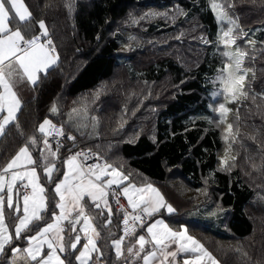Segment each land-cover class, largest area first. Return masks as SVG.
Segmentation results:
<instances>
[{"label": "trees", "instance_id": "trees-1", "mask_svg": "<svg viewBox=\"0 0 264 264\" xmlns=\"http://www.w3.org/2000/svg\"><path fill=\"white\" fill-rule=\"evenodd\" d=\"M219 1L238 20L240 44L242 31L262 28L256 47L243 46L249 97L231 113L239 132L230 171L219 164L224 145L218 119L196 118L208 112L213 78L226 59L210 0H24L31 27L40 32L38 22L45 23L59 60L35 86L17 84L21 108L0 136V171L32 137L42 138L38 128L45 119L58 122L65 131L60 160L76 148L103 154L138 181L153 182L175 209V221L220 264H264V0ZM131 80L142 92L149 87L148 96L136 95L139 88L133 94L126 90ZM41 180L54 205L53 186L43 174ZM182 183L194 195L204 194L201 201L188 205L194 195L180 193ZM201 203L222 211L219 232L187 216ZM96 216L100 252L89 264H124L111 247L117 234ZM26 244L6 245L0 264H10L11 247ZM63 257L66 264L78 263L71 252Z\"/></svg>", "mask_w": 264, "mask_h": 264}, {"label": "snow or ice", "instance_id": "snow-or-ice-1", "mask_svg": "<svg viewBox=\"0 0 264 264\" xmlns=\"http://www.w3.org/2000/svg\"><path fill=\"white\" fill-rule=\"evenodd\" d=\"M210 2L212 10L217 13V18L233 25L227 29L221 28L218 43H222L224 48L236 45L233 36L235 22L228 17L222 2L217 3V0ZM228 6L231 7L230 4ZM67 7L71 12V2ZM31 19L32 13L24 0H0V113L6 112V115L0 117V134H3L6 125L16 119V113L21 108V100L15 90L17 84L27 82L35 86L39 74H46L59 60L58 53L55 57L52 56V53L56 52L53 41L50 38L42 39L48 37L43 21L38 22L39 29L42 30L39 35L29 38L22 31V27L27 28ZM221 55L226 59L213 78V83L219 85L213 92V97L223 96L230 102L241 97L247 99L249 92L245 90V80L249 70L243 68V62L248 53L237 45L235 51H222ZM252 99L255 100V96ZM217 110L219 120L216 126L219 127L220 124L226 123V116L230 110L223 103L219 104ZM51 112H58L55 105ZM73 112L78 110L74 109ZM209 123L213 121L209 120ZM38 131L44 137L43 147L39 149L40 158L34 159L29 148L25 146L20 148L17 155L0 171V193H5L6 189V198L5 195H0V257L6 255V245H12L15 240H26L28 244L26 248L11 247L13 259L10 264H16V257L21 252L25 254L26 260L35 264H66V260L60 254L69 251L78 253L75 260L79 264H89L94 259L92 254L100 252L96 238L101 235L93 224L94 216L90 212L96 209L97 215L103 217L106 211L107 217L104 219L103 227L111 224L114 213L108 197L110 194L116 196V190L112 186L116 185L119 189L124 181L129 180V176L107 163L87 164L89 155L83 152H77L63 161L66 171L60 172L56 164L44 153L47 151L53 159H58L59 148L62 145L58 141L57 147L53 150L48 137H64L63 126L57 127L51 120L45 119L39 125ZM238 132L237 129L234 133L233 124L229 123L222 138L227 143L231 136L232 143H235ZM66 138L75 140L72 135ZM30 143L35 146L37 139L32 137ZM230 151L231 144H228L225 156L221 158L222 166H228ZM80 157H83L82 161ZM96 159L100 158L97 156ZM231 159L234 161L235 157ZM234 166L233 164L232 167ZM38 168L43 169L45 181L53 186L52 191L58 197L54 205L49 203V197L45 194L46 186L40 182ZM253 168L256 170L255 164ZM227 170L230 171L231 168L228 167ZM54 173H58L57 179H54ZM121 194L127 200L131 212L126 211L123 206L120 208L123 213L124 235L112 240L117 259L124 256L125 237L131 236L135 239L126 249L128 257L142 260V264H217V260L202 244L187 235L186 228L183 231H174L164 220H153L154 215L161 209H166L169 214L175 209L151 184L138 187L129 183L121 189ZM5 208L15 221L11 230L10 225L5 222ZM144 217L152 222L144 225L142 223ZM48 220L52 222H47ZM64 222L71 226L70 229L64 227ZM77 225H80L79 230ZM137 225L147 233V236L137 235ZM68 233L74 235H67L68 242L65 243ZM79 233L84 234L83 239L86 242L83 244ZM147 245L151 247L147 248ZM185 253L198 255L185 257L182 262L179 261L180 254ZM126 264L133 262L126 260Z\"/></svg>", "mask_w": 264, "mask_h": 264}, {"label": "rangeland", "instance_id": "rangeland-1", "mask_svg": "<svg viewBox=\"0 0 264 264\" xmlns=\"http://www.w3.org/2000/svg\"><path fill=\"white\" fill-rule=\"evenodd\" d=\"M217 3H221V1L217 0ZM137 7H133L132 9H136ZM209 7L211 8V11L213 12L215 20L217 21V33L216 34H217V42H218V38L221 35V28L227 29L228 27H233V25H229L226 22H222V21H220L217 18V13L212 10L211 2L209 3ZM225 10H226V12L228 14V17L235 22L233 36L236 39V45H230L228 48H224V45L222 43H218L220 48L223 49L222 51H230V52L235 51V48H236L237 45L240 47V49L242 51H244L243 50V46L256 47L255 46V37L259 33V31L262 30V28H251V29H249V31H246V32L242 31L241 33H242L243 40H242V44H240L237 41V39H239V35H238L239 34L238 33V31H239V23H238V20H236L235 17H232L230 12L226 8H225ZM119 61L120 62H122V61L126 62V59H125V57H122V58H119ZM245 62L246 61H245V58H244L243 68L248 69V67L246 66ZM129 63L132 66V68L130 69V73H131L133 71V69H134V66L131 64L130 61H129ZM118 71L119 70L114 72V74L112 75V78H111L112 81L111 82L114 83L117 80L116 75L120 74ZM249 74H250V71L247 72L245 84L247 82L248 77L250 76ZM131 76H132V74H130V77ZM131 82H132L131 86L128 87L129 89L125 88L126 90L130 91V88H131V93H132V92H135L134 89H138L139 88V90H138L136 95H140L141 96L144 93V95H143L144 97L148 96L146 91H150L149 87H147L142 92V88H141L139 82H134L132 80H131ZM113 83H111V87L114 88L115 85ZM212 83H213V81H212ZM213 86H215V84ZM218 87H219V85L217 83L216 86H215V90L214 91H216ZM214 91H212L211 95H210L211 103H209L210 106H208V112L206 114H197L196 118L204 117V118H207V119H210V120H211V118H213V119L217 118L219 120V112H218L217 109L219 107V104L223 103L225 105V107L227 109H229L230 111L227 113L226 123L219 125L220 126L221 135H222L224 133V130H225L227 124H229V123L232 124L231 113L233 112L234 105L239 104V101L241 100L242 97L239 100H237V101L230 102L229 100L224 99L223 96L214 98L213 95H212ZM132 96H134V95H132ZM211 112H212L213 116L210 117ZM233 132L235 133L234 128H233ZM222 142H223L224 146H223L222 151L218 154L219 164H221V158L225 156V149L228 147V144H231V151L228 153V156H229L228 166L232 168V165L234 164V161L231 159V157H234L232 137L231 136L229 137L227 143H225V141L222 138ZM37 159H38V155H37ZM222 167H225V166H222ZM174 177H176V179H180V177H178V176H174ZM187 187H188V184L186 185V188H185V184L182 183L180 186H178V189L182 188V190L180 189V193L182 192L184 194H187L188 191H189L192 195H194V190H192V189L187 190ZM198 190L200 191L201 189H198ZM195 191H197V190H195ZM199 191H197V192H199ZM185 197H186V195H185ZM203 197H204V194H202V193L200 194L199 193L197 195H194L193 198H189V201H192V202H189L188 200L186 202H187L188 205H190L191 203L194 202V200H195V202L201 201V199ZM208 199L212 200L210 197H208ZM185 208H186V205H185ZM221 214H222L221 210H218V209L213 210L212 208L209 207V205L201 203L200 206H197L196 208H194L192 210H189L188 213H187V216H189L193 220L199 221V223H201V225H204V223H206L207 229H209V230H211L213 232H219L221 230V228H220V225H221ZM12 259H13V257H12ZM16 264H30V263L27 260H25L24 254L20 253L16 257ZM78 264H79V262H78Z\"/></svg>", "mask_w": 264, "mask_h": 264}, {"label": "crops", "instance_id": "crops-1", "mask_svg": "<svg viewBox=\"0 0 264 264\" xmlns=\"http://www.w3.org/2000/svg\"><path fill=\"white\" fill-rule=\"evenodd\" d=\"M17 23H19V22L17 21ZM14 26H15V25H14ZM35 30H36V28L31 27L30 24H28L27 28H23V27H22V31H24V33H25V35H26L27 37L39 33V32H35ZM40 32H41V31H40ZM55 65H56V64H55ZM55 65H52L51 67H53V66H55ZM51 67H50V68H51ZM50 68H49V69H50ZM49 69H48V70H49ZM42 74H44V73H40V74H39V77H40ZM17 79H18V78H17ZM29 85H31V84H29ZM15 90H16V88H15ZM16 92H17V90H16ZM17 94H18V93H17ZM18 112H19V111H18ZM18 112L16 113V117H17ZM4 115H6V112H5V113H0V117H2V116H4ZM14 122H15V120L12 121L11 123H9L8 125H10V124H12V123H14ZM8 125H6V126H8ZM6 126H5V128H6ZM42 135H43V134H42ZM0 136H1V134H0ZM43 139H44V137L42 136V138H40L39 140H37V144H36L35 146L32 145L31 143L25 145V146H27V147L29 148V151L32 153L34 159H37V149H36V148H37V147H43V144H42V140H43ZM25 146H22V147H25ZM22 147H21V148H22ZM19 150H20V149H19ZM19 150H18V151L15 153V155H14V156H13L8 162H7V164H8V163H9V162H10V161H11V160L17 155V153L19 152ZM44 155H45V156H48V159L51 160V161H53V162L56 164L57 169H59L60 172L66 171V165L63 163V161H65V160L68 158V156H64V157L60 160L59 158H58V159H53L51 156L48 155L47 151L44 153ZM7 164H6V165H7ZM108 164L111 165L113 168H116L117 170H119L121 173H123V174L129 176V180L124 181V183L120 185V188L118 189L119 192H120V194H121V189H122L125 185H127V184H129V183H132V184L137 185L138 187H142V186H145V185L151 184L153 187H155V188H156V189H157V190L163 195L162 191H161L160 189H158V187H157L153 182L148 181V180H145V181H138L137 179L131 177L130 174L127 173V172H126L124 169H122L120 166H118V165H114V164H111V163H108ZM6 165H5V166H6ZM30 167H31V166H30ZM15 170H18V169H15ZM37 171H38V175L40 176V182L43 183L42 180H41V174H43V169H42V168H38ZM53 175L56 176L57 173H54ZM107 178H110V177H106V179H107ZM112 187H116V185H113ZM0 195H5V198H6V189H5V193H0ZM121 195H122V194H121ZM122 197H123V195H122ZM163 197H164V195H163ZM123 199H124V201H125V205H126L127 208H128L127 200H126L124 197H123ZM164 199H165V197H164ZM56 201H58V197H56L55 193L53 192V202L55 203ZM165 201H166V200H165ZM108 202H109L110 207L112 208V211H113L114 215L112 216V223L109 224L107 227H108V229L112 230L113 232H115V233L117 234V236H116L115 238H113V240H114V239H117V238L121 237V234L119 233V232H121L120 227H119V212H118V210L113 206V204H112L109 200H108ZM166 202H167V201H166ZM167 203H168V202H167ZM168 204H170V203H168ZM101 207L103 208V205H102ZM128 209H130V208H128ZM130 210H131V209H130ZM56 211L58 212V210H56ZM97 211H98V210H96V209H92L91 212H90V214L94 216L93 224L97 227V230L100 232V230H99V228H98V222H97V216H96V215H97ZM175 213H176V212L174 211L173 213L169 214V213L167 212L166 209H161L160 212H158V213H156V214L154 215L153 220H156V219H162V220L165 221V223L169 224V226H170L174 231H183L186 227H185L184 224H180V223H178V222L175 221V220H176ZM100 217H101V216H100ZM106 217H107V212L105 211V214H104V216H103V220L106 219ZM172 219H173V220H172ZM5 222H6L7 224L10 225V230H11V226H14V223H15L14 218L9 214V210H8L7 208H5ZM47 222H52V221H51V220H48ZM151 222H152V221H149V223H151ZM147 224H148V223H147ZM64 227L70 229L71 226H70L67 222H64ZM79 227H80V225H77V229H78V230H79ZM79 234H80L81 237H82L81 244H83L84 242H86V241L83 239L84 234H83V233H79ZM139 234H144L145 236H147V233H146V232H143L142 229L139 230V232L137 233V235H139ZM67 235H74V234H71V233L66 234V240H65V243H67ZM187 235L191 236L193 239H195V240L198 241L200 244H202V243H201L198 239H196V238H195L190 232H188V230H187ZM98 239H99V237L96 238V243H97ZM134 239H135V237H131V236H130V237H125V239H124V243H123L124 256L121 257V259H122L123 261H125L124 264H126V260H130V261H132L133 264H142V260H136L135 257H128V254H127V251H126L127 247H129V246L133 243ZM25 243H26V240H25ZM202 245L204 246V248H205L207 251H209V250L205 247L204 244H202ZM26 247H28V244H26L23 248H26ZM111 247L113 248V250H114V252H115V249H114V247H113V245H112V242H111ZM136 247L138 248V245H137ZM146 247H147V248H150L151 245H147ZM23 248H21V249H23ZM78 248H80L79 245H78ZM45 251H47L46 246H45ZM69 252H70V251H69ZM209 252H210V251H209ZM21 253H23V252H21ZM210 253H211V252H210ZM23 254H24V253H23ZM64 254H65V253H61V254H60L62 258H64V257H63ZM73 254H74V259H75V255H77L78 253H73ZM115 254H116V253H115ZM24 255H25V254H24ZM92 255H93L94 259H98V258H99V253H93ZM195 255H198V253H185V254H180V256L178 257V260L182 262V259H183V258H185V257H191V256H195ZM213 257H214V256H213ZM214 258H215V257H214ZM215 259H216V258H215ZM25 260H26V259H25ZM216 260H217V259H216ZM27 261H28L30 264H33V263H34V262L30 261V260H27ZM75 261H76V260H75ZM76 262H77V261H76ZM90 262H91V261H90ZM92 262H93V260H92ZM77 264H78V263H77ZM217 264H220L219 261H217Z\"/></svg>", "mask_w": 264, "mask_h": 264}, {"label": "built area", "instance_id": "built-area-1", "mask_svg": "<svg viewBox=\"0 0 264 264\" xmlns=\"http://www.w3.org/2000/svg\"><path fill=\"white\" fill-rule=\"evenodd\" d=\"M40 33L36 34V35H39ZM32 37V36H31ZM29 37V38H31ZM42 39H46L45 37H42ZM52 56L54 57L55 56V53H52ZM55 124V123H54ZM57 125V127H60L61 125L59 124H55ZM49 139V142L52 144V147H53V150H55V148L57 147V142L59 141L60 144L63 146V137H54V136H50L48 137ZM62 146L59 148V152H58V155L60 154V151H61V148ZM77 152H83V153H87L89 155V159L87 160V164H95V163H99V164H105L107 162V159L105 158V156L99 154L98 152L96 151H93L91 149H87V148H76L74 149L73 151H71L69 154H68V157L71 156V155H74L75 153ZM38 154H39V157H40V152L38 151ZM99 157L100 159L97 160L96 157ZM81 161L83 160V157H80ZM113 189L116 190V196H112L111 194L109 195L108 197V200L120 211V208L121 206H123V208L126 210V211H129L131 212L130 209L127 208V206L125 205V201L123 199V197L121 196L119 190L115 187H113ZM117 197L119 198V202H117ZM121 212V211H120ZM122 216H123V213L121 212V218L120 219V228H121V233L124 234L123 232V228H124V225L122 223ZM148 219L147 217H144L142 223L144 225H146L148 223ZM141 228L139 227V225H137V231H139Z\"/></svg>", "mask_w": 264, "mask_h": 264}, {"label": "bare ground", "instance_id": "bare-ground-1", "mask_svg": "<svg viewBox=\"0 0 264 264\" xmlns=\"http://www.w3.org/2000/svg\"><path fill=\"white\" fill-rule=\"evenodd\" d=\"M39 33H41V32H39ZM38 34V33H37ZM36 35V34H35ZM46 39H48L49 37H45Z\"/></svg>", "mask_w": 264, "mask_h": 264}]
</instances>
